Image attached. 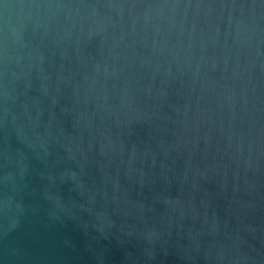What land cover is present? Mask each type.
Masks as SVG:
<instances>
[{
    "label": "water",
    "instance_id": "95a60500",
    "mask_svg": "<svg viewBox=\"0 0 264 264\" xmlns=\"http://www.w3.org/2000/svg\"><path fill=\"white\" fill-rule=\"evenodd\" d=\"M0 264H264V0H0Z\"/></svg>",
    "mask_w": 264,
    "mask_h": 264
}]
</instances>
